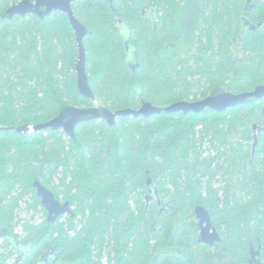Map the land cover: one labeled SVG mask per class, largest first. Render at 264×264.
<instances>
[{"label": "trees", "instance_id": "1", "mask_svg": "<svg viewBox=\"0 0 264 264\" xmlns=\"http://www.w3.org/2000/svg\"><path fill=\"white\" fill-rule=\"evenodd\" d=\"M12 2L0 0V127L94 107L78 90L68 15L4 18ZM245 3L78 0L95 100L111 111L166 107L264 85V29L245 33L242 20L264 23V3L247 15ZM263 129L264 99H254L225 112L122 117L114 127L89 120L75 139L63 130H1L0 264L15 256L13 264H248L258 240L264 255ZM35 181L73 215L50 223ZM198 206L222 234L215 248L199 241Z\"/></svg>", "mask_w": 264, "mask_h": 264}, {"label": "water", "instance_id": "2", "mask_svg": "<svg viewBox=\"0 0 264 264\" xmlns=\"http://www.w3.org/2000/svg\"><path fill=\"white\" fill-rule=\"evenodd\" d=\"M78 0H13L12 5L6 10L4 18L13 19L15 16L26 17L28 15H37L41 19L53 14L56 11L65 13L70 19L76 39L78 42L79 59L76 64L78 90L83 97L94 99L95 106L90 108H80L70 106L64 109L58 117L52 121L38 125L35 127H0L1 130H11L17 133L31 134L35 132L44 131L46 129L63 130L72 139L76 138V128L83 122L89 120H103L111 127H114L119 118L122 117H145L150 118L156 114L163 112L183 113L185 115L190 113H203L207 110L215 112H225L231 108L237 107L251 100L264 99V85L256 87L254 90L245 93L234 94L230 92L214 93L210 96L198 101H180L173 103L166 107L155 106L150 102H145L139 109L127 108L117 111H111L109 108L100 105L96 100L94 93L89 83V75L87 71V51L84 45V38L87 34L86 26L75 16L73 11V4ZM113 8L114 0H108ZM128 45V42H127ZM128 51L130 48L128 47ZM135 58H132V62ZM258 125H254V130L258 129ZM262 130V128H259ZM264 130V129H263ZM258 133L254 136L253 151L256 150L258 144ZM150 187V194L148 199L157 195L156 187L152 186V180L148 179ZM37 191V195L42 200V205L48 212V221L50 223L56 222L60 217L67 214L73 215L72 208L68 202L62 203L55 194L46 188L40 181H35L33 184ZM154 194V195H153ZM196 217L200 226L199 241L203 244L213 246L221 242V236L217 228L212 222L210 213L203 207L198 206L195 209Z\"/></svg>", "mask_w": 264, "mask_h": 264}, {"label": "flooded vegetation", "instance_id": "3", "mask_svg": "<svg viewBox=\"0 0 264 264\" xmlns=\"http://www.w3.org/2000/svg\"><path fill=\"white\" fill-rule=\"evenodd\" d=\"M264 0H246V15L252 13L259 5L263 4ZM145 13H150V11L145 12ZM243 23H244V32H257L260 31L261 29H264V23L259 22V21H253L250 19L248 16H243L242 17ZM245 32V33H246ZM218 230V229H217ZM220 233L221 239H222V234ZM199 237H200V228H199ZM258 245L255 246L254 244H251L250 250H249V258H248V264H264V255L262 253V245L260 244V240H258ZM206 245V244H205ZM216 245V244H215ZM215 245L210 246L212 248H215ZM209 246V245H208ZM224 264H228V261L224 259ZM238 264V263H236Z\"/></svg>", "mask_w": 264, "mask_h": 264}, {"label": "rangeland", "instance_id": "4", "mask_svg": "<svg viewBox=\"0 0 264 264\" xmlns=\"http://www.w3.org/2000/svg\"><path fill=\"white\" fill-rule=\"evenodd\" d=\"M149 9V8H148ZM218 11L219 12H222V13H224V6H219V8H218ZM184 48H185V45H182V44H180L179 46H178V48H177V50H176V53L177 52H179V55L180 54H182V53H184ZM178 54V53H177ZM211 94H209V96H210ZM199 97V96H198ZM201 97H199L198 99H196V100H201L200 99ZM191 100L193 101V100H195V99H193V97L191 98ZM102 105V104H101ZM102 106H104V105H102ZM257 132V131H256ZM254 135V134H253ZM253 135H252V138H253ZM235 138V139H234ZM237 139H239L238 137H236V136H232V140H237ZM253 141V140H252ZM244 145H245V147H247V146H251V145H253V142H251L250 144H248V142H244ZM236 178H237V175L236 174H232V176H231V179L235 182L236 181ZM227 181H225L224 183H219V182H217L216 183V185H215V187L216 188H219V187H222L223 185L226 187L227 186ZM30 215H32V214H27V213H25V215L24 216H30ZM197 218V217H196ZM37 220H39V221H41L42 219H43V216L40 214V215H38L37 216V218H36ZM181 220H182V216H178L177 218H176V223H181ZM198 220V219H197ZM199 222V221H198ZM18 230H20L19 228H18ZM1 243H2V240H0V245H1ZM4 250L5 249H1L0 248V254L1 253H4ZM6 251V250H5ZM16 257V256H15ZM15 257L14 258H11L10 260H8L7 261V264H13V262L15 261Z\"/></svg>", "mask_w": 264, "mask_h": 264}]
</instances>
